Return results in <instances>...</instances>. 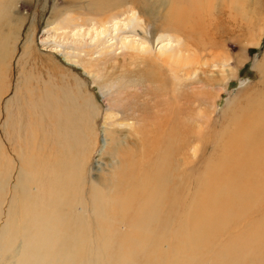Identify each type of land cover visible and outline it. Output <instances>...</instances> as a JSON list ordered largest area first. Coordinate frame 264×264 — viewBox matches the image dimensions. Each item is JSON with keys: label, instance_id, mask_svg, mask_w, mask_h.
<instances>
[{"label": "bare ground", "instance_id": "1", "mask_svg": "<svg viewBox=\"0 0 264 264\" xmlns=\"http://www.w3.org/2000/svg\"><path fill=\"white\" fill-rule=\"evenodd\" d=\"M139 1L146 15L151 0ZM210 2L169 0L160 20L163 31L152 41L136 13L139 7L127 6L125 0L90 3V30L69 27L73 20L67 17L51 29L60 46L69 43L75 51L99 48L97 54L119 48L121 56H130L118 70L122 75L110 77L106 62L103 74L91 75L102 81L105 91L115 90L127 102L115 110L119 126L131 122L132 144L115 149L103 142L104 153L114 160L104 165L105 174L84 198L81 166L87 158L94 107L86 93L78 94V81L61 74L53 63L45 64L46 75L28 72L0 108V264H91L93 252L98 264L264 262V251L255 250L244 236L252 231V222L243 225L248 232L229 233L225 227L226 216L246 220L262 215L264 222V55L257 65L262 74L259 90L235 102L229 125L213 144L215 153L201 157L196 178L190 170L180 180L176 175V153L188 147L185 137L191 138L193 131L186 130L177 149L175 114L194 110L178 88L191 84L196 66H201L189 52L202 49L198 38L205 28L203 17L213 11ZM2 8L0 0V100L8 92L2 84L5 61L11 56L4 51ZM154 43L159 47L152 49ZM28 53L34 51L26 43L22 57H30ZM90 71L94 73L89 68V76ZM128 88L132 94L126 99L122 94ZM142 92L148 97L135 105ZM249 202L256 208L245 209Z\"/></svg>", "mask_w": 264, "mask_h": 264}, {"label": "rangeland", "instance_id": "2", "mask_svg": "<svg viewBox=\"0 0 264 264\" xmlns=\"http://www.w3.org/2000/svg\"><path fill=\"white\" fill-rule=\"evenodd\" d=\"M101 1L103 0H1L3 5L1 16L4 20L2 26L5 29L4 51H9L12 54L10 53L11 56L5 61L7 72L2 86L6 87L8 92L0 100V108L2 109L5 102L13 96L15 87L24 81L28 72L34 73V76L35 74L39 76L41 73L46 75L48 67L45 64L47 62L53 63L67 78L76 79L78 81V94L81 96V93H86L94 107L90 110L93 119L91 134L88 139L87 158L82 165L83 167L81 166L84 198L87 196L86 193L90 185L98 181L99 176L105 174L107 168L104 165L110 164L114 160V158H110L111 155L104 153L103 142L106 141L110 148L115 149L119 146L121 148L130 147L132 144V139L128 135L131 122L123 121L126 126H119L120 115L118 116L115 110L116 106H124L127 102L123 103V97L114 93L115 90L109 92L106 90V92L101 85L102 81L94 80L91 74H103L101 71L102 64L106 62L110 65L108 71L110 77L115 74L122 75L118 70L124 62L125 64L128 63L130 56H121V49L119 48L111 54L106 53L105 50H101L97 54L99 48L89 49L86 47L78 48L75 51L69 43L60 46L57 40L54 41L55 33L51 29L57 25H63V19L67 17L73 20L72 26L69 27L78 29L79 25L82 26L81 29L90 30L92 27L91 20H94L87 11L93 2L99 4ZM114 1L120 2V0ZM125 1L127 6L139 7L136 13H139L145 22V36L149 40L152 41L156 33L157 35L162 33L160 20L168 10L169 0H164L163 5L158 3L159 1L155 3V0H151L149 4L147 3L146 15L140 9L139 0ZM135 2L136 4H134ZM210 4L213 11L212 13L206 12L205 17H203L201 25L205 28L198 38L203 43L202 49L191 48L193 50L189 52V56L194 57L193 61L197 60L195 63L199 61L201 66H196L198 67L196 68L197 72L195 71L196 75L191 84L186 82V87L178 88L182 100L186 97L194 109L189 112L187 110L186 114H175L177 149L181 148L178 141L184 137V134H187L186 130L193 131L189 134L191 138L185 137L188 147L181 149L180 153H176L175 170L178 180L189 170L192 178L197 177L198 168L202 164L201 157L207 159L215 153L213 144L218 139L222 127L229 125L227 118L230 117L233 107L243 97H251L257 92V89L259 90L262 76L257 65L264 55V0H237V2L234 0H213V3L210 2ZM62 31L63 29L56 34L60 35L63 33ZM26 43H29L31 50L34 51V54L29 55L30 53H28L26 55L30 56L28 58L22 57V47ZM81 43L85 47L88 41L84 38ZM156 47L159 45L154 43L152 49H156ZM51 48H55L59 52L50 53ZM37 60L38 63H36ZM42 67L43 71L41 70ZM89 68L94 71V73L90 71V76L88 75ZM140 68L143 69L144 66ZM161 73L162 77L168 78L164 71ZM126 78L129 79L130 77L127 75ZM134 78L137 76L135 75ZM158 86L160 87V85ZM143 92L141 93L142 100L136 98L135 105L145 101V97H148ZM131 94L132 91L128 88L122 96L127 99ZM229 105L231 107L228 110ZM175 106L177 109L181 106L178 100ZM222 114H224L223 119ZM3 118L4 116L1 115L0 126L3 123ZM196 133L199 135L195 139L193 136H196ZM191 181L193 182L192 179ZM244 207L245 209H255L256 205L249 202L245 203ZM261 216L252 214L246 220L241 215L226 216L225 227L229 233L236 234L237 229L241 232H248L244 231L243 227L248 226L246 222H252V231L244 236L249 238L251 247L255 250L264 251V222H260ZM242 218L244 219L241 221ZM234 221H241L240 226L232 227ZM258 221L259 224L254 226L255 222ZM90 257V260L93 261L91 264H98V261H94L95 252ZM261 263L264 264L263 260ZM99 264L103 263L100 262Z\"/></svg>", "mask_w": 264, "mask_h": 264}]
</instances>
